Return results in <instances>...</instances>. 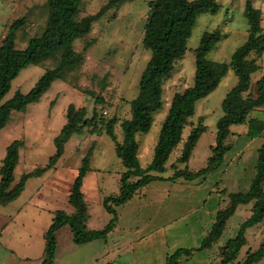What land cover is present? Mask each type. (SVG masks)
<instances>
[{"label": "rangeland", "instance_id": "1", "mask_svg": "<svg viewBox=\"0 0 264 264\" xmlns=\"http://www.w3.org/2000/svg\"><path fill=\"white\" fill-rule=\"evenodd\" d=\"M151 1L132 0L108 8L94 23L92 31L74 44L75 50L83 55L82 65L70 71L64 80L54 82L38 102L30 104L23 112L12 114L0 131V165L8 146L16 140L22 141L14 173L16 183L23 174L48 164L56 151L55 139L67 122L66 111L70 105L85 108L88 118L92 117L95 108L108 120L116 118L115 133L118 142H123L121 123L131 118L130 103L138 96L140 79L151 55L143 46ZM215 1L220 6L219 11L198 18L188 41L187 53L165 80L163 108L154 114L151 131L137 136L138 155L143 168L153 159L161 125L174 96L194 84V51L199 48L203 35L220 33V42L207 56L219 63H229L233 53L248 38L249 25L244 16L248 0ZM251 1L262 12L264 26V0ZM48 4L49 0H0V47L10 26L17 20L24 19L16 36L18 49H25L32 38L41 36L46 28ZM108 4L109 0H83L79 17L94 15ZM256 59L260 71L253 75L254 82L264 75V55ZM56 62L49 60L40 66L30 65L23 69L12 82L3 102L13 98L17 92L29 93L45 70L53 68ZM237 83L238 78L230 70L213 93L197 102L195 115L189 120L183 139H187L191 128L200 121L208 131L200 138L189 163L178 162L181 144L173 152L167 172L153 175L168 178L176 170L187 168L197 172L207 166L212 155L211 147L215 145L217 122L223 116L222 102ZM100 100L103 103L97 104ZM234 127L238 132L247 130L250 133L253 129L260 134L240 139L231 137L229 142L234 147L224 164L205 178L193 182L182 179L171 183L156 181L142 188L127 203L115 208L117 221L112 232L106 240L95 242L94 248L76 244L73 234L70 236V226H64L63 231L67 234L56 233L58 247L51 264H165L166 258L179 248L198 249L210 232L217 213L228 207L230 193L243 192L250 187L256 172L257 151L264 138V107L252 114L251 125ZM91 148V170L83 184L88 206L87 227L100 231L110 223L113 216L105 209L104 200L119 194L120 177L125 169L116 155L114 141L105 132L93 135L91 129L86 128L71 138L64 156L51 174L31 178L19 200H29L28 208L21 211V202L9 205L7 210L0 207V248H10L31 264L45 263L44 235L56 212L69 215L74 212L69 192ZM250 215V205L240 206L216 245L208 250H195L191 256H184L179 264H218L221 247L238 235L241 225ZM263 231L264 221L246 231L247 244L232 264L243 263L248 251L258 250L264 239ZM256 264H264V258Z\"/></svg>", "mask_w": 264, "mask_h": 264}, {"label": "trees", "instance_id": "2", "mask_svg": "<svg viewBox=\"0 0 264 264\" xmlns=\"http://www.w3.org/2000/svg\"><path fill=\"white\" fill-rule=\"evenodd\" d=\"M83 0H49L46 28L41 36L32 38L27 47H16L17 32L23 27L24 19L15 21L9 28L0 47V131L8 124L14 112H23L30 104L38 102L51 88L54 82L64 80L70 71L77 70L83 63V55L78 53L74 44L87 36L94 23L99 21L106 10L115 5L132 0H109L107 7L98 13L80 18L79 12ZM220 6L215 0H153L149 3L147 23L145 25L143 46L150 52V59L139 83L138 96L131 101V118L121 123L123 142L119 143L115 125L116 118L106 119L94 109L91 118L85 108L70 105L66 111L67 122L55 139L56 151L48 164L42 168L23 174L14 184V173L19 162L22 141L12 142L0 167V205L5 206L18 199L29 179L43 176L54 169L64 156L65 148L71 138L91 129L93 135L105 132L115 143V152L124 166L121 173L119 194L107 197L104 207L113 216L110 223L100 231L87 227L88 206L83 192L84 178L91 170V150L83 159L77 178L70 191L69 202L74 213L56 212L49 229L45 233L46 261L54 260L57 240L56 233L69 225L74 242L84 245L96 240H106L117 221L116 207L131 200L142 188L156 181L176 182L182 179L193 182L205 178L219 170L225 162L233 145L228 142L232 135L231 127L251 125L252 114L264 107V75L254 82L253 75L260 71L256 57L264 55L263 15L253 6L251 0L245 4L244 16L249 30L246 42L232 55L229 63H219L207 58L208 54L221 40L218 31L205 33L199 48L194 51V84L182 93H177L170 105L168 114L161 125L158 141L151 163L143 168L139 159V134H148L154 125V114L163 108V86L172 73L176 63L188 51V41L200 16L215 14ZM255 56V58L253 57ZM49 60L57 61L53 68L45 70L36 86L27 94L17 92L13 98L3 102L12 87V82L20 72L30 65L40 66ZM232 70L238 78L237 85L226 95L222 102L223 116L217 122L215 145L211 147L212 155L205 168L191 172L189 169L176 170L171 177L161 175L167 172V164L179 145L183 144L178 162L188 164L194 150L208 127L202 121L192 127L187 139L183 135L189 120L195 115L198 101L213 93L223 78ZM103 100L97 101V104ZM260 133L251 130L250 136ZM95 144V143H94ZM132 179H137L133 181ZM228 207L219 211L210 232L198 249L179 248L166 258L165 264H179L195 250L211 249L222 238L228 221L241 205H251L250 217L241 225L238 235L221 247L218 264L234 263L241 249L247 244L246 231L264 221V144L258 150L256 174L247 191L230 193ZM264 258V241L255 252L248 251L246 259L240 264H256Z\"/></svg>", "mask_w": 264, "mask_h": 264}, {"label": "crops", "instance_id": "3", "mask_svg": "<svg viewBox=\"0 0 264 264\" xmlns=\"http://www.w3.org/2000/svg\"><path fill=\"white\" fill-rule=\"evenodd\" d=\"M261 109V108H260ZM259 110V109H258ZM247 125V124H246ZM246 125H240V126H246ZM231 132H232V135L228 138V142H229V140H230V138L231 137H235V138H246V136L248 135V136H250V133H248V131L246 130V131H244V130H242V131H235V127L234 126H232L231 127ZM255 140V139H254ZM263 143L260 145V147L258 148V150L262 147V145L264 144V138H263ZM230 143V142H229ZM231 145H233V147H234V144H232V143H230ZM258 152V151H257ZM59 164V163H58ZM1 165H2V163H1ZM1 165H0V167H1ZM57 167V166H56ZM55 167V168H56ZM255 171H256V165H255ZM50 172H53V169H51V170H49L48 172H46L43 176H47L48 174H51ZM53 174V173H52ZM255 174H256V172H255ZM50 176V175H49ZM255 176V175H254ZM254 176H253V178H254ZM252 178V179H253ZM32 179H29L28 181H27V183H26V186H25V188H24V190H23V192H22V194H21V197H19L17 200H15V201H13L12 203H10V204H8V205H5V206H2V205H0V207H2L3 208V210H7V208H8V206L9 205H11V204H15L16 202H21V201H19V200H21V198H22V196H23V194H25V190L27 189V185H28V183H29V181H31ZM252 181V180H251ZM169 183H171V182H169ZM14 184H16V182L14 181ZM249 189V187L247 188V190ZM247 190H245V191H247ZM70 191H71V189H70ZM69 195H70V192H69ZM28 202H29V200H27V201H23V202H21L22 203V205H21V208H20V210L22 211L23 209H25V208H28L26 205L28 204ZM242 206V205H241ZM240 207V206H239ZM73 208V207H72ZM73 210H74V208H73ZM238 210V209H237ZM75 211V210H74ZM237 212V211H236ZM250 212H251V205H250ZM74 213V212H73ZM72 213V214H73ZM71 215V214H70ZM88 225V224H87ZM63 228L64 227H62L61 229H59L58 231H57V235L58 234H62V233H64V234H67V231H63ZM89 229V228H88ZM72 231V230H71ZM263 234H264V231L262 232ZM72 234L73 233H71L70 232V236H72ZM45 236V235H44ZM73 239H74V236H73ZM98 240H96V241H93V242H90V243H87L86 245H91L93 248H94V243L95 242H97ZM263 241H264V239H263ZM262 241V242H263ZM58 247V246H57ZM251 251V250H250ZM247 254V253H246ZM92 256H93V254H92ZM144 256H145V253L142 255V258H144ZM0 264H31V261H24V260H22L15 252H13L10 248H6V247H2L1 246V248H0Z\"/></svg>", "mask_w": 264, "mask_h": 264}]
</instances>
